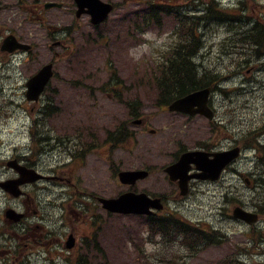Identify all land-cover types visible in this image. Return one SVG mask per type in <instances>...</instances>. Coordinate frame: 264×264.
<instances>
[{"label":"rangeland","instance_id":"374dc122","mask_svg":"<svg viewBox=\"0 0 264 264\" xmlns=\"http://www.w3.org/2000/svg\"><path fill=\"white\" fill-rule=\"evenodd\" d=\"M135 1V7L129 6L131 10L141 7L138 3H142L144 0ZM159 1L161 0H154V3H159ZM217 1L223 7L242 8L244 14H246L248 9L247 14L249 16V19L243 18L238 20L230 28L226 24L215 25L211 23V25H207V29H202L201 31L204 37L203 46L196 58L198 61L197 66L216 73L220 78L218 85H215L216 91L211 94L210 103L221 115L224 125L231 121V127L227 129V132L232 135L227 140L215 136V132L212 134V138H210L211 136L208 133L207 127L199 123V117L193 118L195 122L187 131L177 127L175 121L179 117H172L168 115L165 109L160 110L153 105L151 100V84L148 87L137 84L143 73L147 74L148 69H152V66L146 64L153 63L148 61L151 59V54L155 49L151 45V42L156 39L161 42L159 46L164 45L168 33H170L166 28L162 32L163 34L156 33L158 29H152L151 33H147L141 37L140 43H138L140 35L135 34L134 39L137 41H135L134 46L129 47L126 43L122 44V47L120 45L109 44V49L99 48L90 55H86L85 57L83 55L82 60H80L83 63V67L78 71L74 67L69 69L65 54L56 58L55 78L58 83H63L57 91L59 95L55 100L57 107L64 111L54 121V125L59 133H70L74 126H79L77 123H83L85 118H90L92 119V130L99 137L102 138L103 136L105 140L103 132L114 129L118 121L127 123L130 120L128 109H126L123 102L119 103L117 99L109 96L106 93V87L103 86L111 73L120 82L119 91L123 93V99H126L127 102H131L132 100L139 101L141 107L139 118H144V116L149 117L144 129L141 127L132 128L130 123H127L128 128L135 134L134 140L130 142L127 140L123 144H120L119 147H111L109 144H106L104 148H101L94 154L87 153L88 155L84 158L83 162L74 161V163L72 160L69 161L68 157L61 150L55 149L54 164L56 168L63 163L62 166L66 165L57 169L55 174H63L65 177L70 178V183L74 182L80 188L78 195L79 197L81 196V200L86 202L83 198L89 197L93 205H87L89 209L87 212L86 205H81L78 200L73 201L74 197L72 196V201L68 205V211H70L71 206V227L78 231L81 238H86L92 230L93 221H99L102 225L99 236L101 237L102 235V244H99V248H102L103 245V257L101 253L96 258L98 264H216V262L228 256L235 243L247 241L243 234L248 233L249 228L233 221L229 214L235 206H241L248 211H253L254 199L260 188L253 187V185L248 187L243 181L246 176L251 180L258 176L259 166L257 164L259 154L252 149L244 150L242 157L231 165V168L224 173L220 181L214 183L207 182L208 184L196 181V183L192 184V193L188 198L178 202H174L171 199L168 200V206L173 207L176 205L179 217L198 222L202 228H208L210 225L215 229H220L229 238L220 245L210 247L195 256L189 255L184 248L174 243H160L161 245L145 244L142 230L139 239L133 237L132 242L127 243L125 247L124 243L128 242V239L122 231V225L130 227L136 223V220L129 216H120V218L108 217L107 213L90 198V194L114 198L130 190V187L121 185L116 176L113 177V172L110 170L111 167L118 171H134L143 167L149 170L152 169L153 173L151 176L147 180L137 182L133 186V190L143 192L150 197L167 196V198H172L175 196L174 190L169 186L162 169L171 161L175 153V147L174 145L164 143L166 140L174 139L178 145L188 148H193L198 142L207 140L210 144H214L215 142L219 147L227 148L230 144H236V135H233V133L244 129L247 123L260 121L262 116H264V55L255 58L250 56L248 51L240 53L237 49L235 52H232L229 47L230 41H227L238 29L245 30L252 27L255 20L259 19V22L262 23L264 0ZM170 2L174 5L183 4V0H170ZM51 11L53 10L49 12ZM166 21V18L162 19L163 25L168 27L165 25ZM108 27L102 29V31L108 29ZM87 32L90 33V30L87 29ZM91 34L93 35V33ZM71 35L74 36L72 39L74 40L72 46L74 53H78L79 50L82 51L81 33H72ZM110 37L113 39L114 35ZM171 37L172 35H170ZM124 40L125 38H123ZM147 40L149 43H147ZM167 42H169V39ZM227 48L230 51H227ZM108 52L112 53L109 57V60L112 62V69L105 66L106 60L102 56ZM49 57L50 55L46 51H40L29 60V64L26 65L27 67L25 66L26 69L23 68L22 71L21 69L15 71L14 68L7 71L0 68V75L4 76L8 74L9 76L6 80L7 83L0 82V172L2 173L7 172L3 167V161L6 157L14 152L26 151L24 147L28 143L26 133L21 131L20 128L22 119L17 116L20 114V111H26L29 105L23 98V95H21V90L17 89L13 92L11 91V86H16V88L22 86L27 79L26 76L33 72L39 64L45 63ZM233 60L239 61L242 64L245 62V68L236 69L231 63ZM80 79L83 82L85 79L98 81L90 85L93 98L82 96L81 94L86 93V90H80V86H76L74 89L71 88L72 83H76ZM98 85L103 88L99 90L97 88ZM97 90L101 93L97 94L94 99ZM76 94L77 99L74 97ZM10 100L13 102L9 105L10 108L4 109V103H9ZM22 107L23 109L21 110ZM231 109L234 110V117L230 112ZM12 110L15 111V114L9 119L8 117L11 115ZM27 113L29 112L27 111ZM69 115H74L70 119L73 121L70 124ZM22 121H25V119ZM61 125L69 126L63 128ZM187 125H189V122ZM147 126L148 129H153L157 133L154 135L149 134ZM260 139L262 144H264V136ZM86 140L87 138L83 142ZM41 159L44 161L42 165L51 163L48 161L49 157L46 155H43ZM2 173L1 175H3ZM240 174L244 175V177L240 178ZM51 189L54 192L51 190L46 191L40 197L41 203L45 205L46 211L49 213L47 215L55 216L60 213L58 204H60L64 197L70 196L73 193L69 190L68 186H54ZM226 194L227 197L225 198ZM5 203L4 195L0 193V206ZM51 205H54V207L49 208ZM163 211H160L159 214ZM96 213L97 219L95 217ZM93 215L94 217L91 219ZM103 223H106L108 227L106 234H104ZM255 229H258V234L264 242V218H261ZM61 230L66 231V229ZM258 234L257 237H259ZM247 237L250 238L252 236L248 235ZM118 242H121L119 247ZM57 250H59L58 247ZM79 252L80 250L78 249L76 253L57 255L55 263L66 264L67 257L73 260L79 256ZM241 261L246 264H264V257H253L252 260L241 258Z\"/></svg>","mask_w":264,"mask_h":264},{"label":"trees","instance_id":"16d2710c","mask_svg":"<svg viewBox=\"0 0 264 264\" xmlns=\"http://www.w3.org/2000/svg\"><path fill=\"white\" fill-rule=\"evenodd\" d=\"M198 3L200 9L195 17L187 16L186 7L184 6L168 7L166 10L167 15L173 19V23L178 30V42L174 48L175 53L168 58L170 60L169 63L163 64L159 68V72L153 75L157 79L151 82V93H157L156 103L158 106L166 107L173 100L188 93L207 87L215 88L214 86L218 85L220 78L216 73L206 68L201 69L200 66L197 67L193 62L194 56L203 46L202 27H207V25L213 23L215 25L226 24L230 28L238 20L249 19L248 9L246 14H244L242 8L223 7L217 0H198ZM143 22L146 25L150 23L149 19H145ZM151 23L158 24L157 18L151 20ZM139 31L142 32L144 30L140 28ZM227 41H230L229 47L232 52L237 49L240 53L248 51L250 56L255 58L264 55V17L262 18V23L257 19L252 27L245 30L238 29ZM226 50L230 51L228 48ZM231 63L236 69H244L246 65L245 62L242 64L236 60ZM116 83L117 81H115ZM115 93L117 94V92ZM129 103L127 102V105ZM130 108L132 116L136 118L139 115V111H137L139 103L133 101ZM230 112L233 113L232 110ZM232 116L234 117V113ZM262 133H264V116L256 123H247L245 128L239 132L238 140L243 148H250L262 153L264 146L261 145L259 140ZM105 135V139L116 144H122L131 137L129 129L123 124L116 131H107ZM203 147L206 148L208 146L205 145ZM86 150L89 151V148ZM252 182L254 187L260 188L254 199L253 211L264 217V163L259 166L258 176ZM143 220L144 223L141 228L144 227L149 234L160 235L165 237V239L168 238V240L186 244L189 254L192 252L200 253L211 246L219 245L223 240H227L220 230L211 229L212 232L210 234L207 230L193 227L188 222H181L173 216L143 218ZM249 235L252 236L250 240H253L254 244L257 245L260 241L257 233ZM220 236H223V240L220 239ZM243 251L244 253H250L249 250ZM96 252V247H90L87 254L82 256L83 264H91ZM239 252H242V250H239ZM230 262L231 264H240L237 257H233Z\"/></svg>","mask_w":264,"mask_h":264},{"label":"water","instance_id":"95a60500","mask_svg":"<svg viewBox=\"0 0 264 264\" xmlns=\"http://www.w3.org/2000/svg\"><path fill=\"white\" fill-rule=\"evenodd\" d=\"M51 72L49 67H45L31 79L28 86V100H36L39 93L42 91L43 86L46 84L47 80L50 78ZM207 96L208 89L200 90L194 92L183 99L175 101L171 106L170 110L172 111H185L191 114H202L210 118L211 113L207 108ZM197 108V109H194ZM239 149L235 148L230 151H225L221 153L208 154L203 151H194L183 154L179 161L174 165L166 168V172L170 175V179L175 181L179 179V187L184 194L186 191V183L190 178H199V179H211L214 180L218 177L222 168L233 160L238 155ZM195 164L200 173L195 175L188 176L189 165ZM21 172V170H19ZM22 175L24 172L22 171ZM144 174L139 172H125L119 174V178L124 184H134L137 178L143 177ZM20 182L16 181L8 182L3 187L17 195L15 192L16 186ZM103 204V207L108 209L113 213H142L148 214L149 207H159L158 200H151L146 195H134L133 193H126L120 196L116 200H100ZM233 218L245 221L249 224L257 221V215L254 213L246 212L241 207H235L232 211ZM72 244V241L69 242V246Z\"/></svg>","mask_w":264,"mask_h":264},{"label":"flooded vegetation","instance_id":"af4514ba","mask_svg":"<svg viewBox=\"0 0 264 264\" xmlns=\"http://www.w3.org/2000/svg\"><path fill=\"white\" fill-rule=\"evenodd\" d=\"M106 2L112 3L113 0H105ZM58 4L59 7L56 8L59 13L51 14L48 13L50 8L45 4ZM50 9V10H53ZM77 7L73 0H0V46L3 39L7 36H13L18 42L28 44L31 49L35 48L39 44V34L35 32V29H39L42 26L51 27L48 22L51 21H66V20H74L78 23L79 28L82 29V33L85 35L86 30L88 28V20L90 19L87 9H83V13L77 17ZM71 23L67 22L63 25L62 29L64 31V38H59L56 43L63 44L71 43ZM49 29L45 27V30ZM47 41L50 39V36L47 35ZM0 55L3 56L5 60L1 62L14 64V62H23V56L25 55L21 51H14L11 53L3 52L0 50ZM144 126V123L142 124ZM210 126L212 128L217 127L219 131L221 128L224 129L222 133H217V136L220 135L227 140L230 138V134L226 131L229 127L228 124L224 125L221 118L217 116L214 112V119L210 122ZM96 145V144H95ZM94 145V146H95ZM227 147L226 149L230 148ZM225 150V149H223ZM97 151V150H96ZM92 154V153H91ZM179 198V197H178ZM163 199H166L163 197ZM13 207L20 212H23V205L14 206ZM7 208L3 210V214ZM7 221L4 218H1L0 227L3 228V232L5 229V224ZM13 227V225H11ZM2 233H0V238L2 237ZM11 240L12 237H9ZM9 251V246L7 243L0 245V259L4 260V257L7 255ZM3 264V263H0Z\"/></svg>","mask_w":264,"mask_h":264}]
</instances>
